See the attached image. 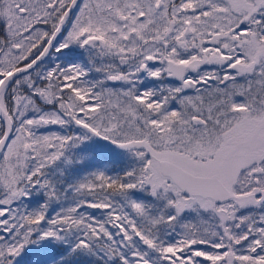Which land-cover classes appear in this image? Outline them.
I'll return each mask as SVG.
<instances>
[{"label":"snow or ice","instance_id":"1","mask_svg":"<svg viewBox=\"0 0 264 264\" xmlns=\"http://www.w3.org/2000/svg\"><path fill=\"white\" fill-rule=\"evenodd\" d=\"M0 264H264V0H0Z\"/></svg>","mask_w":264,"mask_h":264}]
</instances>
